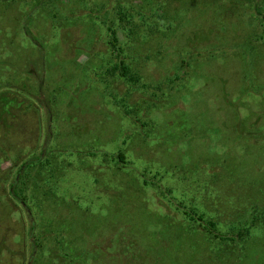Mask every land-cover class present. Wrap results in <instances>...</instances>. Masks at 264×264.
Returning <instances> with one entry per match:
<instances>
[{
    "label": "rangeland",
    "instance_id": "obj_1",
    "mask_svg": "<svg viewBox=\"0 0 264 264\" xmlns=\"http://www.w3.org/2000/svg\"><path fill=\"white\" fill-rule=\"evenodd\" d=\"M0 6L7 66L44 77L48 106L0 122V264H264V30L248 24L252 0ZM112 22L139 84L109 70ZM44 146L51 164L26 178L44 234L34 255L9 185ZM183 206L215 234L190 228ZM256 216L253 235L232 241Z\"/></svg>",
    "mask_w": 264,
    "mask_h": 264
},
{
    "label": "trees",
    "instance_id": "obj_2",
    "mask_svg": "<svg viewBox=\"0 0 264 264\" xmlns=\"http://www.w3.org/2000/svg\"><path fill=\"white\" fill-rule=\"evenodd\" d=\"M45 0H37L39 4H42ZM35 2V1H34ZM37 6V5H36ZM1 7V6H0ZM264 7V0H252V8L254 10V14L248 18V24L251 26L256 25L257 23L260 24L262 29L264 30V14L262 13V8ZM124 17L122 14L120 16V20ZM114 22L112 25L107 26V35H108V44L111 49V55L113 56V60L115 61V65L113 68H109L110 72L120 75L123 78H127L129 83L131 84H139L140 77L133 71L131 66L126 62V58L123 57V48L120 45V40L118 38V32L116 27H114ZM264 32V31H263ZM264 35V34H263ZM262 35V39L264 36ZM32 37H35L34 32L31 34ZM0 43L3 44L2 41ZM46 45V44H45ZM42 48V47H41ZM46 46L42 50L45 52ZM8 49L5 50L4 46L0 45V59L4 60V63L7 66L9 56ZM6 55V56H5ZM2 65H5V64ZM36 82H30L29 80L21 78V74L17 71H12L8 66L2 67L0 66V122L8 123V119H14L13 112L15 111H27L31 109H36V113L38 114L37 110H41V105L46 106L45 95L43 94V89L45 85V80L43 79ZM36 83V84H34ZM31 84V85H30ZM35 86H34V85ZM38 99V100H35ZM17 101L21 103L18 104ZM44 101V102H43ZM48 107V106H46ZM12 114V115H11ZM11 115V116H10ZM9 117V118H8ZM41 131V130H40ZM39 137V136H38ZM42 134L38 139L39 145H41L40 141L42 139ZM55 153V151L46 149V147L36 148V150L31 155V160H25L21 162L19 165V169L16 170V175L11 181L9 185V196L13 201H17L20 206L27 209L29 213V218L31 221V228L29 229L30 236L33 241V251L34 255L35 252H38L42 249L41 239L43 238V233H38V226H40L39 218H36L35 215L32 213L31 209L29 208V202L27 201V190L28 183L26 181L28 168L32 165H43L49 166L51 162H49L48 157ZM118 160L119 162L124 163L126 161L125 155L123 153H118ZM147 183V180H145ZM39 204V203H38ZM180 216H184L183 220L190 222V228L194 230H201L204 229L209 234H215L217 230L218 223H216L212 218L207 220L204 218L203 214H198L194 208H186ZM259 215V214H258ZM179 216V217H180ZM182 218V217H181ZM261 219L263 222V218L260 216L254 217L250 222L251 224H246L243 227L235 226L232 228V241H235L237 238L244 240L243 238L245 235H249V238L253 235V225H256L258 221ZM236 230V233H235ZM28 231V233H29ZM235 233V234H233ZM234 235V236H233ZM236 236V238H235ZM245 241V240H244ZM32 255V257L34 256Z\"/></svg>",
    "mask_w": 264,
    "mask_h": 264
}]
</instances>
